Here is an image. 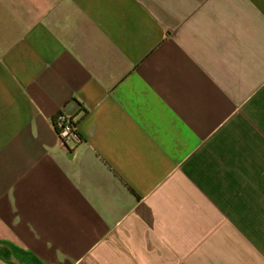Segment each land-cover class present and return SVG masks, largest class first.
Instances as JSON below:
<instances>
[{"label": "crops", "instance_id": "1", "mask_svg": "<svg viewBox=\"0 0 264 264\" xmlns=\"http://www.w3.org/2000/svg\"><path fill=\"white\" fill-rule=\"evenodd\" d=\"M0 264H264V0H0Z\"/></svg>", "mask_w": 264, "mask_h": 264}, {"label": "built area", "instance_id": "2", "mask_svg": "<svg viewBox=\"0 0 264 264\" xmlns=\"http://www.w3.org/2000/svg\"><path fill=\"white\" fill-rule=\"evenodd\" d=\"M57 131L61 142L65 145L77 144L81 141V135L78 132L77 125L73 120L63 114L57 116Z\"/></svg>", "mask_w": 264, "mask_h": 264}, {"label": "trees", "instance_id": "3", "mask_svg": "<svg viewBox=\"0 0 264 264\" xmlns=\"http://www.w3.org/2000/svg\"><path fill=\"white\" fill-rule=\"evenodd\" d=\"M54 123L55 125H57V117L54 119Z\"/></svg>", "mask_w": 264, "mask_h": 264}]
</instances>
